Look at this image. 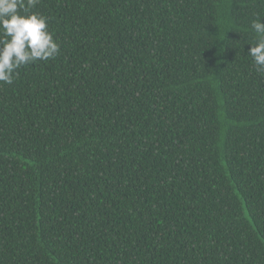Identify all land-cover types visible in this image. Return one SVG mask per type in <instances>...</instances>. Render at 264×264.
<instances>
[{
	"label": "trees",
	"instance_id": "16d2710c",
	"mask_svg": "<svg viewBox=\"0 0 264 264\" xmlns=\"http://www.w3.org/2000/svg\"><path fill=\"white\" fill-rule=\"evenodd\" d=\"M60 52L0 84V264H264V0H39Z\"/></svg>",
	"mask_w": 264,
	"mask_h": 264
},
{
	"label": "clouds",
	"instance_id": "9594fccd",
	"mask_svg": "<svg viewBox=\"0 0 264 264\" xmlns=\"http://www.w3.org/2000/svg\"><path fill=\"white\" fill-rule=\"evenodd\" d=\"M39 0H0V84L11 85L18 69L36 61L54 59L60 45L48 30L47 17L32 11ZM247 53L257 71L264 72V23L257 18Z\"/></svg>",
	"mask_w": 264,
	"mask_h": 264
}]
</instances>
